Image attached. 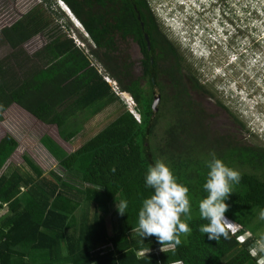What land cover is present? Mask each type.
Returning <instances> with one entry per match:
<instances>
[{
	"label": "trees",
	"instance_id": "1",
	"mask_svg": "<svg viewBox=\"0 0 264 264\" xmlns=\"http://www.w3.org/2000/svg\"><path fill=\"white\" fill-rule=\"evenodd\" d=\"M61 1L91 45L84 49L59 30L29 54L23 44L50 23L39 7L2 27L0 40L10 51L0 57V122L3 113L16 104L43 123L57 125L61 137L71 141L82 130L84 116L119 99L94 62L117 81L120 90L129 92L140 122L123 108L72 152L43 135L40 141L58 160L59 172L46 173L27 155L22 156L26 169L8 165L1 172L18 141L9 132L0 139V202L6 203L0 216V264H171L177 260L184 264H256L264 253L253 257L249 247L264 233V220L259 218L264 209V144L215 149L204 141L208 131L198 126L197 116L185 111L176 122L165 123L157 139L162 109L157 113L152 109L148 94L115 61L114 11L104 18L99 11L101 0ZM136 3L146 6L144 0ZM65 20L71 26V20ZM212 153L241 174L225 201L229 205L225 216L239 227L238 232H229L228 239L221 236L218 241L200 231L208 221L198 209L208 195L203 185ZM156 160L165 162L177 181L188 187L191 205V219L181 215L190 232L182 234L181 244L166 253L160 251L162 245L155 236L143 240L133 231L143 200L154 192L145 177ZM120 201L128 203L123 216L117 209ZM244 235L248 236L243 242L238 241ZM142 250L149 252L138 258Z\"/></svg>",
	"mask_w": 264,
	"mask_h": 264
},
{
	"label": "rangeland",
	"instance_id": "2",
	"mask_svg": "<svg viewBox=\"0 0 264 264\" xmlns=\"http://www.w3.org/2000/svg\"><path fill=\"white\" fill-rule=\"evenodd\" d=\"M148 2L153 11L156 10L160 22L165 23L163 25L170 37L189 47L185 52L189 63L202 82L214 93L213 100L219 101L225 109V113L217 112V115H220L218 119L222 121L227 115L230 118L232 115L235 116L245 125L244 134L251 142L264 144V76L255 81L252 75V72L257 70L264 73V36L250 35V37L238 38L241 43L240 48L247 51V63L233 64L231 70L225 66L229 61L228 57L236 58L235 53L232 54L230 49L225 51L219 46L217 49L215 46L209 48L204 44L209 34L224 40L226 36H222L221 33L223 28H219L218 25L229 24L231 21L239 23L245 19L250 22V26H259L258 29L264 31V0H215L202 12L198 11L203 3L201 0H148ZM62 3L58 0H0V29L11 25L32 8L39 7L43 11V18L50 20V23L45 31L34 35L23 44L29 54L46 44L50 35L58 33L59 30L71 36L80 47L88 48L91 43L87 34L65 9V3ZM55 13L63 14L64 17L58 18ZM65 17L71 20V26H67ZM193 21L195 23L192 28L196 26L195 32L189 26H184ZM169 26L172 27L170 30ZM234 34L235 31L231 30V36ZM252 39H257L255 41L258 44L256 47L253 46L256 52L251 54L249 50ZM9 51L10 47L0 40V57L7 55ZM94 65L99 72L105 73L98 62H94ZM223 74L225 76L222 77ZM109 78L110 82L116 83V85L112 83L111 86L119 99L97 113L90 112L84 117L82 115L83 128L71 141L61 137L55 124L43 123L26 113H13L12 108L5 111L3 121L0 122V139L9 132L17 139L18 146L1 172L7 169L8 165H18L26 169L23 155L29 156L46 173L51 170L59 172L58 160L40 141L43 135L51 136L67 152L77 151L91 140L97 131L111 122L123 108L128 109L130 105H134L129 92L120 90L117 81L111 76ZM243 83H254V85L245 87ZM160 121L161 124L156 131L157 139L161 138L165 127V122ZM233 227L234 225L231 226ZM246 236L248 235H244L243 238Z\"/></svg>",
	"mask_w": 264,
	"mask_h": 264
},
{
	"label": "flooded vegetation",
	"instance_id": "3",
	"mask_svg": "<svg viewBox=\"0 0 264 264\" xmlns=\"http://www.w3.org/2000/svg\"><path fill=\"white\" fill-rule=\"evenodd\" d=\"M136 1L101 0L99 11L104 18L110 16L111 10L114 11L115 61L122 72L129 74L138 82L141 90L148 94L152 109L156 113L162 109L163 116L160 120L166 124L176 122V117L182 116L185 111L197 116L198 126L204 132L208 131L204 141H210L213 148L243 144L253 146L255 143L244 134V129L233 120V115L231 118L227 115L222 121L218 119L220 115L217 112L225 113V109L219 101L213 100L214 93L192 68L186 49L166 32L165 25L160 22L156 10L153 11L148 0H144L145 7H139ZM249 23L245 19L239 23L229 22L228 28L235 31L229 40L231 52L245 51L240 48L238 38L241 36H264V31H260L259 26H250ZM255 40L257 39L251 41V54L256 52L253 50L258 44ZM245 52L248 58L247 51ZM188 97L189 100H186Z\"/></svg>",
	"mask_w": 264,
	"mask_h": 264
},
{
	"label": "clouds",
	"instance_id": "4",
	"mask_svg": "<svg viewBox=\"0 0 264 264\" xmlns=\"http://www.w3.org/2000/svg\"><path fill=\"white\" fill-rule=\"evenodd\" d=\"M201 1L203 3H201L198 11L201 10L202 12L215 0ZM58 2L62 3L63 1L58 0ZM194 23L195 21L186 23L184 26L192 28ZM163 24L165 23L163 22ZM228 26L227 23L218 25L219 28H223L221 33L222 36H226L224 40H219L214 35L209 34L210 36L205 38L204 44L207 47L209 46V48L215 46V49H217L219 46L223 50L228 51L230 49L229 40L232 37L231 29ZM169 27L170 30L172 27ZM195 27L191 29L194 32ZM172 31L174 30L172 29ZM183 47L187 51L189 50V47L184 44ZM245 55L246 52L244 51L243 53H235L236 58L228 57L227 59L229 61H227L225 67L231 70V65L233 64L237 65L239 62L247 63V57ZM252 75L255 81H257L261 76H264V73L257 70L252 72ZM250 84L254 85V83ZM250 84L243 83L242 85L248 87ZM133 106L135 107V103ZM130 113L133 115V112ZM207 167L209 168V172L207 173L206 183H204L203 188L208 195L199 202L198 209L201 218L207 220L208 223L201 225L200 231L206 234L210 240L214 239L218 241L221 236L228 239L229 232L236 234L239 227L226 218L225 213L229 210V205L225 201L233 193L231 184H238L241 180V174L239 171L228 167L222 159L216 157L215 153L211 154V159L207 162ZM145 179L146 185L153 189L154 192L149 198L143 200L142 207L138 212V226L133 231L138 233L143 240L146 237L155 236L157 241L162 245L160 251L166 253L169 250H174L181 244L182 234L187 235L190 232L189 225L181 219L182 214H184L186 219H191L189 189L177 181L172 170L162 160H156L153 165H149ZM127 208V201L117 203L118 213L121 216L126 213ZM259 218L264 220V209L259 211ZM233 224L235 226L231 228ZM237 239L240 242L244 240L243 236H238ZM148 252L142 250L137 253V256L138 258L143 257ZM258 252L264 253V233H261L259 238L249 247L251 256L256 257ZM262 257L264 256L257 257L256 264H264V258ZM174 263L182 264V261L177 260Z\"/></svg>",
	"mask_w": 264,
	"mask_h": 264
},
{
	"label": "built area",
	"instance_id": "5",
	"mask_svg": "<svg viewBox=\"0 0 264 264\" xmlns=\"http://www.w3.org/2000/svg\"><path fill=\"white\" fill-rule=\"evenodd\" d=\"M103 76H104V78H105L106 80L111 81V79L108 77L107 74H104ZM112 83L114 84L115 82L112 81L111 84H112ZM114 85H116V83H115ZM113 89H114V88H113ZM129 111H130V112H133V116H134L135 119L139 122V121H140V115H139V113H138L137 111H135L133 105H130V106H129ZM0 205H1V206H0V214H2V213H4V211L6 210V203H1V202H0Z\"/></svg>",
	"mask_w": 264,
	"mask_h": 264
},
{
	"label": "crops",
	"instance_id": "6",
	"mask_svg": "<svg viewBox=\"0 0 264 264\" xmlns=\"http://www.w3.org/2000/svg\"><path fill=\"white\" fill-rule=\"evenodd\" d=\"M11 108H12V112H13V113H19V114H21V113H26L27 115H30L29 113H27L26 111H24L22 108H20V107H19L18 105H16V104L11 105L6 111H8V110L11 109ZM31 116L33 117V119L36 118V117H34L32 114H31ZM2 214H4V213H2ZM2 214H0V216H1ZM172 264H175V263H172ZM182 264H183V262H182Z\"/></svg>",
	"mask_w": 264,
	"mask_h": 264
},
{
	"label": "bare ground",
	"instance_id": "7",
	"mask_svg": "<svg viewBox=\"0 0 264 264\" xmlns=\"http://www.w3.org/2000/svg\"><path fill=\"white\" fill-rule=\"evenodd\" d=\"M65 9L68 11V13L70 14V16H72L73 20L77 22V20L73 17V15L71 14V12H69V10L67 9V7H65ZM78 24L80 25V23H78ZM233 225L235 226V224H233Z\"/></svg>",
	"mask_w": 264,
	"mask_h": 264
},
{
	"label": "water",
	"instance_id": "8",
	"mask_svg": "<svg viewBox=\"0 0 264 264\" xmlns=\"http://www.w3.org/2000/svg\"><path fill=\"white\" fill-rule=\"evenodd\" d=\"M70 12V11H69ZM74 17V16H73ZM139 19H141V17H139Z\"/></svg>",
	"mask_w": 264,
	"mask_h": 264
}]
</instances>
